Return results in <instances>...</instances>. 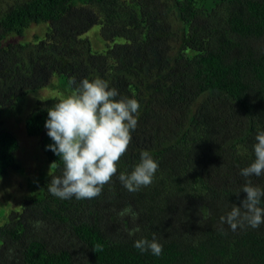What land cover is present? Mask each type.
Here are the masks:
<instances>
[{"label": "trees", "instance_id": "1", "mask_svg": "<svg viewBox=\"0 0 264 264\" xmlns=\"http://www.w3.org/2000/svg\"><path fill=\"white\" fill-rule=\"evenodd\" d=\"M32 26L46 33L26 41ZM73 77L106 80L140 104L118 171L93 199L48 191L63 163L46 150L47 110L71 94ZM51 86L63 98L39 101L25 126L57 163L0 226V264H264V224L233 231L220 222L241 206L248 180L264 189V175L240 174L264 131V0H0V119ZM19 149L0 132V178L23 170ZM142 151L159 168L150 186L129 192L118 176ZM127 207L138 216L118 215ZM153 236L160 256L134 247Z\"/></svg>", "mask_w": 264, "mask_h": 264}, {"label": "clouds", "instance_id": "2", "mask_svg": "<svg viewBox=\"0 0 264 264\" xmlns=\"http://www.w3.org/2000/svg\"><path fill=\"white\" fill-rule=\"evenodd\" d=\"M73 86L70 95L47 110L44 127L52 144L46 150L52 151L63 163L60 176H52L48 191L60 199H93L102 194L118 171V162L126 154L138 124L140 104L137 99L120 96L115 88H110L106 80H69ZM253 151L255 159L241 169L243 177L264 175V131L255 136ZM54 162L52 166H55ZM159 164L149 151H142L140 162L129 173H120L121 184L129 191L136 192L152 184ZM246 198L241 206L232 205L231 211L220 218L231 230L245 224L258 229L264 224V208L260 207L264 189L253 186L248 180L242 188ZM131 214L138 216L131 207L123 209L121 217ZM139 226L128 230L129 236L140 232ZM134 247L141 253L151 251L160 256L163 245L155 236L134 241Z\"/></svg>", "mask_w": 264, "mask_h": 264}, {"label": "rangeland", "instance_id": "3", "mask_svg": "<svg viewBox=\"0 0 264 264\" xmlns=\"http://www.w3.org/2000/svg\"><path fill=\"white\" fill-rule=\"evenodd\" d=\"M45 26H32L25 37L33 41L36 35H45ZM95 43L97 37L92 36ZM13 38H10V41ZM101 46V44H99ZM53 98H63V95L53 86L29 93L11 110L2 112L0 132H12L20 142L17 161L22 166L21 172L10 171L0 178V226L6 223V218L20 210L23 204L39 191L38 185L47 180L53 166L48 162L41 149L39 139L29 137L26 131V118L35 110L39 101L45 102ZM5 214V218L4 217Z\"/></svg>", "mask_w": 264, "mask_h": 264}]
</instances>
